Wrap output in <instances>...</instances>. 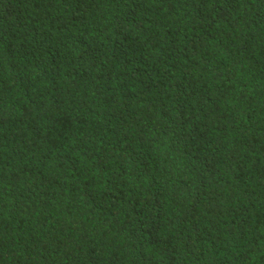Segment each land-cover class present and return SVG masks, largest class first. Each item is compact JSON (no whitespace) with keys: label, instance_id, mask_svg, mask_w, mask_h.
Returning <instances> with one entry per match:
<instances>
[{"label":"trees","instance_id":"1","mask_svg":"<svg viewBox=\"0 0 264 264\" xmlns=\"http://www.w3.org/2000/svg\"><path fill=\"white\" fill-rule=\"evenodd\" d=\"M0 264H264V0H0Z\"/></svg>","mask_w":264,"mask_h":264}]
</instances>
